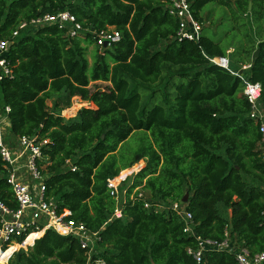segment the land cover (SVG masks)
<instances>
[{"label": "trees", "instance_id": "1", "mask_svg": "<svg viewBox=\"0 0 264 264\" xmlns=\"http://www.w3.org/2000/svg\"><path fill=\"white\" fill-rule=\"evenodd\" d=\"M189 2L200 24L209 3L226 8L240 22L237 28L249 31L247 42L227 53L229 48L204 35L203 28L197 42L178 40V20L163 0H0V40L23 21L61 11L73 14L86 31L79 38L56 26L21 32L6 55L12 75L0 81V110L10 109L12 138L49 140L43 149L46 197L53 198L58 213L69 211V219L99 236L88 258L72 237L52 230L42 237L32 234L25 245L39 239L27 251L15 252L8 264H95L98 259L104 264H197L186 254L196 244L183 234L180 218L169 210H146V201L183 204L203 238L223 241L226 229L232 244L251 255L262 250L264 162L257 124L242 92L243 80L258 83L264 107V0ZM108 28L120 39L102 48L89 73L90 32ZM214 58H227L229 70L212 63ZM245 65L248 72L242 70ZM240 70L243 80L233 74ZM96 82L109 86L91 90ZM73 98L90 106L65 119L59 105ZM137 131L142 133L138 147L124 148ZM140 160L145 166L133 177L127 198L138 188L148 190L149 197L135 195L122 206V218L109 221L115 201L106 180ZM5 176L0 158V200L16 209ZM199 264H235V258L211 251Z\"/></svg>", "mask_w": 264, "mask_h": 264}, {"label": "built area", "instance_id": "2", "mask_svg": "<svg viewBox=\"0 0 264 264\" xmlns=\"http://www.w3.org/2000/svg\"><path fill=\"white\" fill-rule=\"evenodd\" d=\"M167 2L168 14L178 20V29L176 38L178 40L195 41L199 40L202 32V24L195 20L191 14V4L189 0H163ZM56 26L66 32L69 38L83 37L86 32L79 24L75 16L68 11H61L52 14H43L30 21L21 22L7 39L0 40V81L12 74L6 55L14 40L24 30H37L43 27ZM94 44L100 48L109 47L120 39V34L114 28H108L99 32H90ZM219 60V62L217 61ZM212 63L229 70L227 58H214ZM250 65H245L242 70L249 69ZM239 76L238 73H233ZM242 79V76H239ZM243 80V79H242ZM243 95L250 105L249 117L257 124L260 135L258 148L259 158L264 162V107L259 104L261 95V86L258 83H251L243 80ZM10 109L5 107L0 110V158L4 163L6 172V183L12 192V198L17 204L16 209L9 208L0 200V259L3 263L17 251L20 247L30 248L33 246L35 238L30 244L25 245L26 240L32 234H44L47 230H52L62 237H72L80 245V248L86 251L88 258L95 252L96 244L99 241L97 232L89 231L82 223H76L69 219L71 213L62 211L58 213V208L53 198L46 197V186L44 180L47 174L43 173L47 165L48 157L43 154L49 140L41 139L39 136H21L12 138L10 132L7 133L6 126L9 124L8 114ZM70 170L76 169L66 161ZM145 162L137 163L131 169L122 170L115 177L106 180L110 197L115 201V208L111 219L122 218V206L128 200L142 198L143 195L136 189L127 198V190L130 185L129 179L140 172ZM128 183V184H127ZM144 209L159 213L162 211H172L183 222V234L192 237L195 241V247L186 249V254L191 256L199 264L205 253L211 251H225L232 254L235 258V264H263L264 246L262 250L251 255L245 248L238 247L229 241V235L225 229V239L223 241L212 240L201 237L195 231V224L190 212L186 211L183 204L173 202L168 206L161 204L152 205L146 201L143 204ZM24 238L21 244H18L20 238ZM17 247L14 251L7 252ZM95 264H104L100 259Z\"/></svg>", "mask_w": 264, "mask_h": 264}, {"label": "rangeland", "instance_id": "3", "mask_svg": "<svg viewBox=\"0 0 264 264\" xmlns=\"http://www.w3.org/2000/svg\"><path fill=\"white\" fill-rule=\"evenodd\" d=\"M201 14L203 17V22H202L203 32L202 33L206 35L207 37L211 38L212 40L219 42L222 47L229 48L227 53H231L234 48H238L247 42V39L244 37V35L246 33H249V31L246 29L242 30V29L237 28V25L240 24V22L235 21L232 13H230V11H228L226 8L222 6H218L214 3H209L203 8V10L201 11ZM102 52H103L102 48L98 47L95 44L89 45L87 47L86 59L89 64V73L91 72V66L94 62V58L97 55L102 54ZM108 86H109L108 83L96 82V83H91L89 87L91 90H94L95 88L106 89V87ZM58 97L59 96H56L54 98V100L57 102H58ZM54 100L47 102V105L49 108L52 107V103ZM76 104H78L79 107H77ZM89 106H90L89 103L81 101L79 98H73L67 105H65L64 103H60L59 105L60 115L64 117L65 119H71L75 117V115L80 109L89 107ZM6 127H7L5 128L6 132L9 133L10 130H9L8 125ZM141 135H142L141 132H138V131L135 132L133 136L130 137L127 140V142L124 144V148L135 150L138 147V144L140 143L139 137ZM141 161L145 162V160H140L137 163H141ZM137 163L134 164L132 167H135ZM133 177L134 176H132L129 179L128 183L131 184ZM138 189H139L138 193H141L146 198L149 197L148 190H144L141 188H138ZM227 214H229V211L227 212ZM42 236L43 234L41 235V237ZM13 248L17 249V247H13ZM20 248L24 251H27L29 249L25 246L20 247ZM8 261L9 259L7 260V263H3L2 261L0 264H8Z\"/></svg>", "mask_w": 264, "mask_h": 264}, {"label": "water", "instance_id": "4", "mask_svg": "<svg viewBox=\"0 0 264 264\" xmlns=\"http://www.w3.org/2000/svg\"><path fill=\"white\" fill-rule=\"evenodd\" d=\"M250 9H251V2L249 1V3H248V10H250ZM105 47H106V45H105ZM257 55H258V51H255L253 53V55H252V58H251V61L252 62H254L256 60ZM245 71L248 72V69H245ZM238 75L239 76H242L243 75V71L242 70L238 71ZM186 198H187V195H185L184 199L181 202L182 203H186ZM152 264H154V263L152 262Z\"/></svg>", "mask_w": 264, "mask_h": 264}, {"label": "bare ground", "instance_id": "5", "mask_svg": "<svg viewBox=\"0 0 264 264\" xmlns=\"http://www.w3.org/2000/svg\"><path fill=\"white\" fill-rule=\"evenodd\" d=\"M0 261H1V259H0ZM1 263V262H0Z\"/></svg>", "mask_w": 264, "mask_h": 264}]
</instances>
